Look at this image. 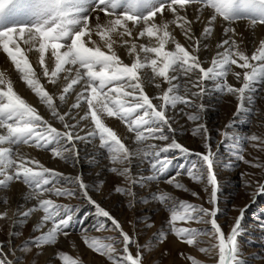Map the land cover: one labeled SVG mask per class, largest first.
I'll return each instance as SVG.
<instances>
[{"label":"snow or ice","instance_id":"1","mask_svg":"<svg viewBox=\"0 0 264 264\" xmlns=\"http://www.w3.org/2000/svg\"><path fill=\"white\" fill-rule=\"evenodd\" d=\"M16 2L18 0H0V19L3 18L6 7ZM28 3L30 4L31 16L35 22L29 25H22L18 28L7 27L0 30V49L11 58L16 67L23 73L25 82L40 97L41 102L45 103L51 109L52 114L57 116L61 122L65 120V115L59 114L54 104L53 96L35 79L36 74L29 64L28 59L24 56L23 50L17 40H23L25 44H32L33 41L38 42L39 48L37 50L41 53L40 63L42 65L44 64V53L51 48V55L55 58V70L49 76L48 69L45 67L44 75L49 76L50 82L52 83H55V78L60 72L65 71V65L78 66L75 77L71 79L70 83L62 91L64 94L69 93L73 85L80 83L81 80L87 77L84 80V91L77 96V102L72 107L79 108L80 101L82 99L86 100L89 112L82 119H88L90 115L95 125V130L90 131L88 136L99 137L101 142L100 147L106 149L111 162L114 164L124 163L125 161L130 164L132 154L120 142L115 133L105 126L98 115V111H106L109 116H117L119 119L125 120L128 116L136 113L137 110L142 109V115L132 123L136 127L149 125L146 129L148 136H145L143 132H137L138 141H143L149 137L169 141V135L165 133L164 129L167 127L172 133L175 132V129L172 128L169 123V117L166 116L167 108L169 106L174 108L177 103L185 105H190L191 103L185 95L179 94L182 86L172 83V81L179 79V77L176 75L169 76L170 71L179 72L181 76L198 72L196 79L191 83L192 87L198 88L199 91L192 92L193 96L203 94L204 90L202 85L204 81L215 80L217 77H226L228 72L231 71L232 65H236L242 69H250L251 71L244 72V83L242 87L234 88L224 84L221 87V91L226 88L229 93H238L239 99L243 101L245 92L251 91V86L254 83L264 84V41H261L255 54L249 58L248 55L238 49L235 40H232L231 37L224 39L219 46L227 45L228 47L224 52L219 53L217 58L212 60L210 67L205 69L201 65L199 57L194 54L198 50L199 41H196L197 48H194L193 52L190 53L179 42L175 41V37L167 30V23L162 26V35L159 34L161 29L155 24H148V21L152 20L157 12L163 13L165 6H167L175 16V20L172 23L180 27L186 38L193 40L194 37L191 35L192 22L186 15H180L174 6L179 5L180 10H184L188 5L202 4L203 7L214 10V14L204 28L203 35L205 38L211 35L217 16H221L225 21L229 22V27L224 30L227 35L229 33H235V29L230 25L232 22L240 19H250V24L253 26L258 23L264 24V0H162V2L155 6H152L149 0H95L96 7L103 6L100 8V11H103L106 16H115L114 19H109L107 24L100 25L97 23L95 27V31L100 36V39L104 41V46L108 49V53L102 51L99 46L88 47L84 41V37H88V40L91 42L92 30L89 28L90 17L84 15V13L89 11V5L92 3V0H28ZM118 8L124 9L122 15L116 13L115 10ZM141 9L147 10L141 11ZM141 20H143L146 27L139 33L140 37L145 35L148 37L155 36L158 41V46H141V50L145 54H155L158 59H149L146 56L145 62L141 63L139 54H137L136 61L129 66L124 64L116 53L112 51L113 41L110 34L122 28L123 32L120 35L130 36L131 32L126 21H132L138 24ZM25 33H27L26 38ZM169 40L175 43V51H165V45ZM63 41L69 42L65 44ZM125 43L127 42L125 41ZM10 46H14V48ZM61 49L66 50L61 51ZM132 53H136L135 44L129 49V54L131 55ZM250 59L251 61L260 63L252 64L250 63ZM145 67H150L155 76L164 78L170 85L167 91L159 97L162 101L159 105L154 104L152 99L144 93L139 82L140 77L138 72ZM81 70L84 71L82 72ZM67 71L71 72V69H67ZM235 75L237 79H240V73H235ZM65 79L67 80L68 77L66 76ZM97 81L99 82L98 84L95 83ZM120 81L123 83L108 87L114 82ZM0 85H6V90L0 88V128L6 129V135H0V145L5 143L17 145L20 143L29 144L30 142H34V146L36 147H46L47 144L53 141L59 143L61 139H65L67 143L85 139V137L80 136L78 133L74 134L71 130L61 133L55 128L48 126L47 122L43 121L36 109L22 99L13 90L11 82L5 81L2 75H0ZM159 86V84L156 85V87ZM106 88L107 91H104ZM125 89H131V91H126ZM183 90L187 92V86H183ZM86 92L89 94L85 95ZM64 94L59 96L61 102H64L66 99ZM97 104L99 105V109H97ZM109 105L112 106L109 107ZM200 107L203 108V105ZM242 107L243 105L241 104L240 108L242 109ZM189 119L196 120L198 117L190 115ZM42 125L44 126L43 132L38 131L37 129L41 128ZM65 128L72 129L75 128V125L65 124ZM199 130L197 129V131ZM204 131L206 133L207 129L205 128ZM249 139L256 141L260 138L253 135ZM149 149L156 150L148 151L141 149L140 153L143 157H152L149 163L156 175L162 174L172 162L169 158H161L160 154L162 152L166 153L170 149H175L181 153H189V149L178 143L174 136L166 146L157 149L155 145H149ZM63 152H71L74 158H78L79 155L74 143L72 148L61 147L54 151L53 154L59 156ZM197 155L200 156L203 166L206 167L207 181L213 187L211 200L209 201L213 204V209L209 211L207 208H196L193 205L182 202L181 208L183 211L181 213L173 211L169 223L177 236L182 237L183 242L191 246L194 244L198 234L190 229L176 228V222L190 221L193 219L200 221L205 216L210 217L211 219L205 222L210 223V234L214 235L218 241V264H245L239 258L238 252V237L241 234V221L244 210H241L240 217L231 229L230 234L226 237L221 225L216 219L219 213L217 195L219 186L215 177L214 160L210 146L207 154L197 153ZM238 158L243 159V156L238 153ZM27 163L38 164V162L25 161L23 157L19 156L18 152H13L12 147H0V177H2L0 178V187H6L14 180H22L23 183L29 185L34 190L41 189V192L35 193L37 196L42 194L43 191H55V194L58 196H73L76 194L58 188L43 189V185H48L52 178L62 174L44 168L42 165H39L41 170L36 171L32 167L26 166ZM245 163H248V161H245ZM9 169L12 170L11 174L8 171ZM111 171L116 172L118 169L112 168ZM45 173H50V176L46 177L44 175ZM128 173L129 168L127 167L120 170L121 175H127ZM187 174L194 179H200V176L191 170ZM74 182L78 183L83 196L96 208L97 215L107 218L120 231L124 242V252L126 253L122 258L121 264H142L143 257L139 251L136 253L135 258L128 252V245L136 244V241L123 231L120 223L109 211L92 200L88 195V185L82 179L77 177L74 179ZM166 182L171 184L173 183V179L169 178ZM176 187L182 188L183 185L177 183ZM116 191L124 193L125 190L117 188ZM261 191L264 192V186H262ZM164 199L166 197H160L162 203ZM40 207L45 212V221L52 219L54 215H58L61 211V207L54 205L53 201L48 199L41 200ZM53 208L56 209L55 212L50 211ZM30 211L25 212L23 215L27 217L30 215ZM63 211L65 215L55 223L53 229L39 239L33 240L32 243L39 247L44 240L49 242L54 241L60 229H67L70 226L75 211L67 208H64ZM194 212L202 213V216H193ZM164 238L163 235L159 237L161 240ZM202 251L207 252L208 250L202 249ZM0 264H13L12 261L6 258L2 245H0ZM191 264H197V261L192 259Z\"/></svg>","mask_w":264,"mask_h":264},{"label":"rangeland","instance_id":"2","mask_svg":"<svg viewBox=\"0 0 264 264\" xmlns=\"http://www.w3.org/2000/svg\"><path fill=\"white\" fill-rule=\"evenodd\" d=\"M149 2L152 6H155L162 0H149ZM14 5L16 6L13 10L6 8L3 18L0 19L1 23L4 24L0 26V30L4 27L18 28L35 22L31 16L28 0H18L12 6ZM193 6L203 7L202 4H191L186 7ZM101 7L103 6L96 7L95 0H92L89 10L100 9ZM174 7H177V5ZM146 10L141 9V11ZM209 10L214 13L213 9L209 8ZM115 11L120 14L124 9L118 8ZM222 21L229 24L224 19ZM240 22L250 23V19L237 20L231 24ZM63 42L68 43L69 41ZM241 104L243 105L242 109L240 108ZM262 108L256 101L249 102L246 100L244 102L235 96L233 98L224 96L220 101L215 102L212 115L209 116L208 120H206L207 117L202 116L201 112L188 114V117L184 119V140L176 138V141L189 149V153H181L179 150L170 149L168 152L160 154V156L163 154L166 158L177 155V159L172 161L162 174H159L160 177L164 176L165 178L158 179L160 182L157 180L161 183L160 187L141 186V183L138 182L139 179L132 171H129L127 175H121L120 170L127 166V161L115 164L111 162L109 164L111 169L116 168L118 171L113 172L110 169L103 179H96L93 182L83 179V182L89 185L88 192L105 199L106 204L110 207L107 210L120 223L123 231L136 241V244L128 245V252L134 258L139 251L143 257L142 264H191L192 259H195L197 264H218V241L214 235L210 234V223L205 222L210 220V217L205 216L200 221L193 219L176 222V228L190 229L198 234L191 246L183 242L182 237L177 236L169 223L173 211L178 213L183 211L181 208L182 202L196 208H207L209 211L213 209V204L209 202L213 187L208 183L206 167L203 166L200 156L197 155V153L207 154L210 146L214 160V172L217 173L216 179L219 186L217 193L219 213L216 219L227 237L243 209L241 234L238 237L239 258L245 264H264V192L261 191L262 186H264V142H262L264 141V112ZM138 111L121 121L133 124L132 122L137 119ZM37 113L43 121L48 122L38 111ZM190 115L197 116L198 119L191 120L189 119ZM241 122L245 123L248 128L240 130L236 124ZM50 124L47 123L48 126L55 128L58 132H67V130L61 129L55 124ZM193 125H197V127ZM146 126L148 127V125L140 127L133 125L131 131L145 132ZM205 128L207 129L206 133ZM197 129L200 130L197 131ZM37 130L43 132L44 126L42 125ZM170 133L171 136H175V132L174 134ZM253 135L260 139L256 141L249 139ZM61 141H65V139H61L59 142ZM55 143L56 141H53L47 144L46 147L33 146L34 142L29 144L20 143L13 146H31L38 152H47L53 149L52 146ZM192 143H197L199 146H190ZM124 146L127 148L125 144ZM238 153L243 156V159L238 158ZM245 161H248V163H245ZM148 165L151 168L149 162ZM34 170L40 171L41 169L36 168ZM190 170L199 175L200 179L197 180L188 175L187 173ZM52 171L62 175L52 178L48 185L42 186L43 189H48L59 177L64 176L63 173L57 170L52 169ZM151 171L154 172L152 169ZM44 175L48 177L50 173ZM169 178L173 179V183L166 182ZM18 181L34 193L41 191V189L34 190L23 183L22 180ZM177 183L183 185V187H176ZM117 188L124 189V193L117 192ZM62 190L76 194L73 196L55 195L52 198L54 201H52L56 202L54 203L56 206L61 207L60 218L56 221L48 220L47 222L55 225L65 215L64 208L73 209L75 215L70 222V226L67 229H60L57 235L64 237L80 235L85 238L86 248L91 256L89 254H75L65 247H60L55 249L59 253L58 263L114 264L115 262V264H121L126 253L124 252V242L120 231L107 218L98 216L96 208L88 202L80 191L76 192L72 188ZM160 197H166L163 203ZM38 209L44 212L43 208L38 207ZM193 216H202V213L194 212ZM92 219L95 220V225L89 227L91 230L81 233L84 228L89 226ZM5 221L4 224H0V242L3 243L4 248H11V251L17 255L18 264H47L44 262L45 257L40 250V246L37 247L32 243L33 240L41 237L40 234L34 231L29 223L21 224L16 228L17 231L12 234L10 228H8V220ZM161 235L165 237L162 240L159 239ZM202 249L208 251L205 252Z\"/></svg>","mask_w":264,"mask_h":264},{"label":"bare ground","instance_id":"3","mask_svg":"<svg viewBox=\"0 0 264 264\" xmlns=\"http://www.w3.org/2000/svg\"><path fill=\"white\" fill-rule=\"evenodd\" d=\"M176 8L180 15H186L187 18L192 22L191 35L194 37L193 40H189L188 38H186L180 27H178L177 24L172 23V21L175 20V16L167 7L164 9L163 13H157L156 16L152 18V20L148 21V24H155L158 28L161 29L159 34L162 35V26L167 23V30L172 34V36L175 37V41L179 42L190 53L193 52L194 48H197L196 41H199L198 50L195 51L194 54L199 57L201 65L205 69L210 67L212 60L214 58H217L218 54L224 52L228 47L227 45H224L222 47L219 46L222 44V41L224 39H228L229 37H231L232 40H235L238 49L248 55L249 58L253 54H255L256 50L260 46L261 41H264V25L258 23L253 26L249 22L231 24L230 26L235 29V33H229L226 35L224 30L225 28L229 27V24H226L224 21H222L223 18L220 16H217L216 21L213 24V31L211 35L205 38V36L203 35L204 28L207 26L208 20L214 13L210 11L209 8L201 6L186 7L184 10H180L179 6L177 5ZM122 13L123 12H121L120 15H122ZM84 14L90 17L89 28L92 30L91 42L88 40V37H84L86 46H99L101 47L102 51L108 53V49L104 46V41L100 39V36L97 35L95 31V27L97 23H99L100 25L107 24L109 19H114L115 16H106L103 11H100V9H91ZM197 17H199V19H197ZM126 23L131 32V35L121 36L120 33L123 32L122 28L118 29L116 32L111 33L110 35L113 41L112 51L116 53V55L124 64H127L129 66H131V64L136 61L137 54H139L141 63L145 62L146 56L149 59H158L155 54H145L141 50V46H158V41L155 36L148 37L147 35H145L143 37H140L139 33L146 27L144 22L140 21V23L136 24L132 21H126ZM26 37L27 33H25V38ZM125 41L127 43H125ZM17 42L20 44L24 56L28 59L29 64L36 74L35 79L38 80L39 84L50 95L53 96L57 111L59 112V114L65 115V120L61 122L57 116H54L52 114L51 109L45 103L41 102L40 97L25 82L23 73L16 67L11 58L8 57L2 49H0V75H2L5 81L11 82L13 90L28 104L34 106L35 109L48 121V124H55L59 128L67 131L71 130L74 134L78 133L80 136L85 137V139L73 141L79 153L78 158H74L71 152H63V154L59 156L53 154L54 151L61 147H66L69 149L72 148L73 143H67L66 140L59 143L56 142L52 146L53 149L47 152H38L31 148V146L15 147L7 143L0 145V147H12L13 152H18L19 156L23 157L25 161L38 162V164L27 163L26 166L28 167L39 169V165H42L44 168H49L51 170L54 169L63 173L64 176L59 177L57 181L48 189L58 188L62 190L65 188H72L77 192L80 191V189L78 184L74 182L75 178L79 177L82 180L87 179L90 182H93L96 179L105 178L107 172L111 169L109 165L111 163V159L107 151L100 147L101 142L99 138L97 136H88V133L90 131L95 130V125L91 120L90 115L88 119H82V117H84L89 112L87 102L86 100L82 99L80 101L79 108L72 107V105L77 102V96L84 91V80H86L87 78L85 77L84 80L80 81V83L73 85V88L70 90V92L64 94L62 90L68 83H70L71 79L75 77L76 69L78 68V66L74 67L72 65H65V71L60 72L55 78V83H52L50 82L49 76L51 72L55 70V58L51 55V48L46 50V52L44 53V64L42 65L40 63L41 53L37 50L39 48L38 42L33 41L32 44H25L23 40L19 39L17 40ZM133 44L136 45V53H132L130 55L129 49ZM10 47L14 48V46ZM65 50L66 49H61V51ZM165 51H175V43L172 40H169L165 45ZM250 63L258 64L260 62L251 61L250 59ZM45 67L48 69L49 76L44 75ZM67 69H71V72L67 71ZM245 71L251 70L242 69L237 67L236 65H232L231 71L228 72L226 77H217L215 80L204 81L202 85L204 91L203 94L199 96L192 95V92H197L199 91V89L193 88L191 83L196 79L198 72H193L187 76H181L179 72L170 71L169 76L176 75L179 77V79L172 81L173 84H180L182 86L179 90V94L185 95L186 98L191 102L190 105L177 103L174 108L169 106L166 110V116L169 117V123L171 124L172 128L175 129V139L179 138L180 140H184V119H186L188 117V114H190L191 112H201L202 116L207 117L206 120H208L209 116L212 115L213 105L215 104V102L220 101L224 96H229L232 98L235 96L239 98L238 93H229L227 92L226 88L221 91V87L224 84L230 85L234 88L242 87L244 83L243 74ZM235 73H240V79H237ZM138 75L140 77L139 82L141 83L144 93L152 99L154 104H161L162 101L159 99V97L162 96L165 91H167L170 85L164 80V78L155 76V74L152 73L150 67L140 69ZM66 76L68 77L67 80L65 79ZM95 83L99 82L97 81ZM116 83L118 84L123 82H114L113 85L109 86L113 87ZM157 84H159L160 86L156 87ZM183 86H187V92H184ZM251 87V91L245 92V98L243 101H256L259 106L263 107L262 111L264 112V84L254 83ZM0 88L6 90V85H0ZM125 90L131 91V89ZM104 91H107V88ZM61 94H64L66 96L64 102H61L59 100V96ZM88 94V92L85 93V95ZM201 105H203V108L200 107ZM111 106L112 105H109V107ZM97 109H99L98 104ZM142 113L143 110L140 109L137 113L138 115L136 116L137 119L142 115ZM98 115L100 116V119L105 124V126L110 128L115 133L120 142L122 144H125L130 154H132L130 157L131 163L129 164L127 162L126 167L129 168V171H132L133 174L139 179L138 182L141 183V186L154 188L156 186L160 187L161 183H159L160 181L158 179H165L164 176H157L156 173L151 171L148 162L152 159V157H143L140 153V150L143 149L148 151H155L156 149H149V145H155L158 149L159 147L166 146L168 143H170L173 136H171V133L168 131L167 127H165L164 131L167 135H169V141H162L151 137L143 141H138L137 132L131 131L133 125L135 124L124 123L117 116H109L106 111H98ZM202 116L201 118L203 120ZM65 124L75 125V128L67 129L65 128ZM236 125L239 126L240 130H245L248 128L247 125L242 122ZM193 126L197 127V125ZM143 133L145 136H148L147 131ZM0 135H6V129L0 128ZM22 145L25 146L24 144ZM190 146L198 147L199 145L197 143H192L190 144ZM161 158H165L163 154L161 155ZM169 159H171V161H174L175 159H177V155H172L171 157H169ZM8 171L11 174L12 170L9 169ZM216 176L217 173L215 172V177ZM35 193L25 187L18 180L10 182L6 187H0V224H4L6 222L5 220H8V228H10L12 234H14L17 231L16 228L23 223H29L30 227L34 229V231L38 232L41 237L53 229L54 225L49 224L47 222L48 220H44L45 213L39 211L38 207H40L41 200L48 199L52 201V198H54L56 195L55 191H43L42 194L38 196ZM88 195L92 198V200L96 201V203L100 204L106 210L110 208L106 204L105 199H103L102 197H96L89 192ZM54 203L56 202H53V204ZM29 211L30 215L25 217L23 214ZM50 211L55 212L56 209L53 208L50 209ZM60 214L61 212L58 215H54L53 218L50 219V221H56L57 219H59ZM91 225H95L94 219L89 222V226L84 228L81 233L86 232L87 230H91L89 229ZM85 243L86 239L82 238L80 235H71L65 237L57 235L54 241H42L40 244V250L44 254V262H46L47 264H59V253L57 250H55L56 248L65 247L72 253H78L81 255L89 254V256H91V253L86 248L87 246ZM0 245H2L3 247V252L5 253L6 258L12 261L13 264H18L16 260L17 255H15L14 252L11 251V248H4L3 243L1 242Z\"/></svg>","mask_w":264,"mask_h":264}]
</instances>
